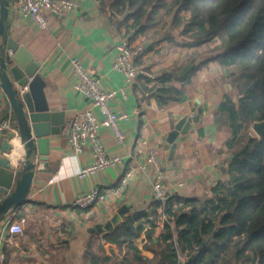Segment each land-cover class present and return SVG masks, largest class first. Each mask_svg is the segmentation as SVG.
<instances>
[{
    "label": "crops",
    "instance_id": "obj_1",
    "mask_svg": "<svg viewBox=\"0 0 264 264\" xmlns=\"http://www.w3.org/2000/svg\"><path fill=\"white\" fill-rule=\"evenodd\" d=\"M78 1L80 4L64 15L50 14L49 27L41 29L24 16L17 1L12 0L10 34L40 61V71L47 80L48 103L52 110L65 111L68 125L60 134L50 136L49 165L44 167L37 157L38 167L25 201L0 219V250L6 255L4 264H86V252L92 245L96 247L100 241H105L107 234L127 218L154 208L152 184L157 167L148 161L151 147L159 155L171 196L209 198L212 188L228 178L231 153L225 142L231 136V129L219 123L216 114L224 96L237 99L238 89L232 80L234 77L219 61L204 62L213 54L206 46L214 47L219 39L200 46H185L181 38L186 37L179 28H172L171 15L165 17V26L129 31L128 25L133 22L127 19L130 13L121 18L126 10L112 8L109 0ZM170 34L174 39L168 38ZM125 37L134 45H145V51L136 57L137 64L141 69L153 71L154 77L142 74L144 76L139 75L130 82L124 73L114 68L118 45ZM169 44H173L176 56L173 52L167 55ZM74 56L97 67L105 88L119 90L113 107L119 113L130 115V119L123 122L127 134L124 143L115 140L110 127L100 129L107 150L124 155L123 164L87 178H81L79 171L93 160L92 151L88 148L82 154H74L69 141V127L76 113L92 107L91 99L74 87L77 79L72 64ZM188 63L199 66L186 84L183 99L161 106L157 96L149 90L157 83L155 75L172 67L181 71ZM147 77L153 80L147 82ZM195 115L199 117L197 121L193 119ZM8 117L17 124L0 83V121ZM182 120L190 121L186 133L178 129ZM176 130L179 131L178 145L172 154L173 143L169 138ZM4 135L0 133V155ZM24 152V148L16 152L15 147L12 156L19 153L23 159ZM138 163H147V169L122 186L121 194L114 193L112 189L122 185L121 177L126 169ZM53 176L56 178L51 181ZM95 187L106 190L105 198L88 208L73 205L78 196ZM4 197L0 191V201ZM22 218H26L23 232H12L9 221ZM163 229L164 221L160 220L156 234L160 235ZM143 238L144 235L139 240L141 244ZM146 253L152 255V252ZM181 259L184 264L186 259Z\"/></svg>",
    "mask_w": 264,
    "mask_h": 264
},
{
    "label": "trees",
    "instance_id": "obj_2",
    "mask_svg": "<svg viewBox=\"0 0 264 264\" xmlns=\"http://www.w3.org/2000/svg\"><path fill=\"white\" fill-rule=\"evenodd\" d=\"M107 2L122 12L129 5L127 19H133L129 31L165 26V17L171 15L172 28L188 38L185 46L218 38L204 62L214 59L226 66L235 76L239 96L225 95L216 114V120L231 129L225 142L231 153L229 178L219 181L209 198L171 196L160 235L156 234L160 201H155L154 208L127 218L105 241L92 245L86 264H182V257L184 264H256L258 259L264 264V136L252 129L255 121L264 119V0ZM198 66L183 76L178 67L164 70L155 75L157 83L149 90L161 106L180 101Z\"/></svg>",
    "mask_w": 264,
    "mask_h": 264
},
{
    "label": "built area",
    "instance_id": "obj_3",
    "mask_svg": "<svg viewBox=\"0 0 264 264\" xmlns=\"http://www.w3.org/2000/svg\"><path fill=\"white\" fill-rule=\"evenodd\" d=\"M21 13L34 21L41 29H47L50 23V14L64 15L68 10L77 7L78 0H16ZM144 44L134 45L129 37H125L118 45V56L114 68L124 73L131 82L146 74H154L141 69L136 62V57L145 51ZM73 68L77 79L74 87L87 98L91 99L92 107L76 113L69 132V141L74 154H82L91 149L93 160L79 171L81 178H87L100 171L117 167L124 162V155L110 153L100 134L102 126L110 127L113 137L119 143H124L127 138L123 122L130 119L129 113H119L113 107V102L118 95L116 88H105L99 70L95 66L87 65L80 57H72ZM123 93L127 95L125 88ZM18 131L17 124L12 117L0 121V133ZM148 161L157 167L156 178L152 184L153 196L165 207L171 195L165 184V171L159 155L154 147L149 149ZM147 169V163H138L133 168H128L121 177L122 185L112 189L116 194H121L124 185L128 184L140 171ZM57 176V175H56ZM55 176L51 181L55 180ZM111 190V189H110ZM106 190L95 187L85 191L73 202L78 208H88L105 198ZM165 209V208H164ZM165 215H163V219ZM26 218L9 221V228L14 233H22ZM6 255L0 250V264H4Z\"/></svg>",
    "mask_w": 264,
    "mask_h": 264
},
{
    "label": "water",
    "instance_id": "obj_4",
    "mask_svg": "<svg viewBox=\"0 0 264 264\" xmlns=\"http://www.w3.org/2000/svg\"><path fill=\"white\" fill-rule=\"evenodd\" d=\"M11 9L12 0H0V83L15 112L18 127V131L5 133L2 143L0 191L5 197L0 201V219L25 201L38 167L37 157L44 167L49 165L50 136L60 134L68 125L65 111L52 110L48 103L47 80L40 71V61L26 45L10 34ZM130 12L128 5L121 18ZM193 67L194 63H188L180 75L188 74ZM224 69L227 71L226 66ZM198 118V115L193 117L196 121ZM189 127L190 121L182 120L178 125L183 133ZM252 129L258 136H264V119L255 121ZM178 132L171 133L169 138L173 143L172 154L178 145ZM17 137L25 149L23 159L11 156L16 147L13 141ZM256 264H261L260 259Z\"/></svg>",
    "mask_w": 264,
    "mask_h": 264
},
{
    "label": "rangeland",
    "instance_id": "obj_5",
    "mask_svg": "<svg viewBox=\"0 0 264 264\" xmlns=\"http://www.w3.org/2000/svg\"><path fill=\"white\" fill-rule=\"evenodd\" d=\"M186 38H187V37H186ZM186 38H181V39H183L184 41H186ZM217 42L219 43L220 41H217ZM169 45H170V49H169L168 51H166L167 55H170L171 52H173V54H174V50H175V49H172L173 44H172V45L169 44ZM212 45H213V44H212ZM211 47H212V46H211L210 44H208V45L206 46L205 49L208 48V50H209V49H211ZM174 55H175V54H174ZM175 56H176V55H175ZM152 73H154V72L152 71ZM154 74H155V73H154ZM233 77H234V78H232V80L235 79V76H233ZM253 132H254V131H253ZM254 133H255V132H254ZM255 134H256V133H255ZM256 135H257V134H256ZM17 167H20V164H18ZM227 174H228V173H227ZM228 178H229V174H228ZM228 178H227V179H228ZM227 179H225V180H227ZM225 180H223V181H225ZM212 193H213V192H212ZM204 198H205V197H204ZM154 199H155V198H154ZM155 201H158V200L155 199ZM164 208H165V207H163V208L161 207V202H160V205L158 206V212H159V214H158V217H157L159 223H160V220H161V221H164V219H165V218L163 219V215H164V214H163V210H164Z\"/></svg>",
    "mask_w": 264,
    "mask_h": 264
},
{
    "label": "bare ground",
    "instance_id": "obj_6",
    "mask_svg": "<svg viewBox=\"0 0 264 264\" xmlns=\"http://www.w3.org/2000/svg\"><path fill=\"white\" fill-rule=\"evenodd\" d=\"M15 141H13V142H15L14 144H16V152H19L20 150H21V148H22V146H21V144H20V141H19V139H14ZM21 155V154H20ZM20 155H19V153H14V155L12 156V154H11V156L14 158V159H17V157H20ZM16 163H17V161H16Z\"/></svg>",
    "mask_w": 264,
    "mask_h": 264
}]
</instances>
